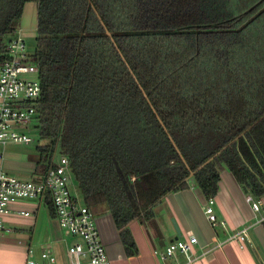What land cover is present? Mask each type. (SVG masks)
Segmentation results:
<instances>
[{"label":"trees","instance_id":"1","mask_svg":"<svg viewBox=\"0 0 264 264\" xmlns=\"http://www.w3.org/2000/svg\"><path fill=\"white\" fill-rule=\"evenodd\" d=\"M31 2L36 173L66 156L129 256V225L191 181L210 200L228 170L264 198V0H0V65Z\"/></svg>","mask_w":264,"mask_h":264},{"label":"crops","instance_id":"2","mask_svg":"<svg viewBox=\"0 0 264 264\" xmlns=\"http://www.w3.org/2000/svg\"><path fill=\"white\" fill-rule=\"evenodd\" d=\"M37 30L38 4L31 2L24 8L17 35H22L25 41L36 39ZM10 147L14 146L5 149L0 167L22 180L32 177L33 180L25 181L39 182L42 177L36 173V160L21 157L10 151ZM246 196L244 187L237 183L232 173L223 170L219 192L213 198L212 205L218 222L216 226H211L205 214L209 200L191 181L188 189L167 195L154 209L151 220L145 224L134 221L129 225L138 251L135 256L127 254L110 212L96 214L97 224L112 264H161L153 252L164 250L166 245L178 237L173 221L180 231V240L190 237L198 239L193 249L198 258L195 264H264V227L260 216L253 213ZM12 210L27 211L31 216L26 218L12 214L7 219V225L13 229V233L3 241L0 264H25L30 246L40 251L44 246L54 243V250L59 251L57 241L62 237V232L59 226L60 234L56 231L57 222L51 216L48 206L19 202L12 206ZM244 227L249 228V238L233 239ZM180 261L183 262V259L180 258ZM165 264L176 262L169 259Z\"/></svg>","mask_w":264,"mask_h":264},{"label":"built area","instance_id":"3","mask_svg":"<svg viewBox=\"0 0 264 264\" xmlns=\"http://www.w3.org/2000/svg\"><path fill=\"white\" fill-rule=\"evenodd\" d=\"M11 59L0 65V159L8 146H28L32 143L29 127L38 124L37 106L42 95L39 69L29 61L30 52L22 35H17L9 44ZM35 77V78H33ZM247 202L253 213L264 221L263 198H256L248 191ZM19 202H31L52 207L62 237L37 251L34 246L27 250L25 264H112L103 243L97 224V215L79 197L69 159L56 155L53 166L39 182L25 181L10 175L0 167V249L6 237L13 233L7 219L16 214L30 217L27 211L13 212L12 206ZM213 199L208 201L205 214L211 226L217 225L213 211ZM249 228L244 227L233 239L247 240ZM198 244L196 237L177 240L156 250L154 256L161 264L173 259L176 264H195L193 252ZM183 259V262L180 261Z\"/></svg>","mask_w":264,"mask_h":264},{"label":"rangeland","instance_id":"4","mask_svg":"<svg viewBox=\"0 0 264 264\" xmlns=\"http://www.w3.org/2000/svg\"><path fill=\"white\" fill-rule=\"evenodd\" d=\"M26 45H27V49L30 53H33L36 49V39H27L26 40ZM35 78V77H33ZM36 125H32L29 127L30 129V136L32 138V143L28 146H14V147H10V151L15 152L16 154H18L21 157H24L26 159H37L38 155H37V148L46 145V142L41 140L40 135H39V131L36 127H34ZM25 180H33V178H29L27 177V179ZM79 197L82 198L79 194ZM55 228L56 231L59 232L60 231L58 229V225L55 224Z\"/></svg>","mask_w":264,"mask_h":264},{"label":"water","instance_id":"5","mask_svg":"<svg viewBox=\"0 0 264 264\" xmlns=\"http://www.w3.org/2000/svg\"><path fill=\"white\" fill-rule=\"evenodd\" d=\"M244 191H245V193H248V189L245 188V187H244ZM173 223H174L175 228H176V231H177V233H178V237H177L176 240H175V241H177V240H179V237H180V231H179V229H178V227H177L175 221H173Z\"/></svg>","mask_w":264,"mask_h":264}]
</instances>
